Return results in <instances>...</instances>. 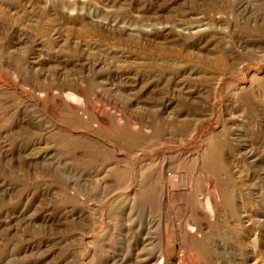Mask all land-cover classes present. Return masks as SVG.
Returning <instances> with one entry per match:
<instances>
[{
  "label": "rangeland",
  "instance_id": "obj_1",
  "mask_svg": "<svg viewBox=\"0 0 264 264\" xmlns=\"http://www.w3.org/2000/svg\"><path fill=\"white\" fill-rule=\"evenodd\" d=\"M0 25V264H53V253L79 252L61 238L80 229L86 264L91 242L111 236L105 234L109 208L126 207L124 197L134 192V181L118 190L113 169L120 152L116 146L122 137L131 139L125 123L151 130L163 126L160 114L191 108L202 116L193 140L140 151L134 174L151 158L202 151L205 137L229 120L246 133L257 161L217 144L212 172L193 166L185 173L168 171L170 189L186 174L200 198L212 194L217 200L212 227L204 230L214 258L207 264H254L252 252L257 264H264V58H251L252 46L246 45L264 40V0H0ZM194 26L201 28L198 34L183 33V27ZM231 50L248 55L242 75L231 73L237 66L229 58ZM221 75L214 115L207 118L188 95L209 98ZM238 86L244 89L228 96L229 88ZM210 179L227 186H209ZM189 204L170 197L160 205L156 197L131 212L121 210L127 214L121 234L137 238L140 233L144 242L133 252L145 253L151 264L158 263L166 243L170 263L186 264L187 255L198 252L185 237L195 224L185 213ZM100 206L104 224L99 226ZM79 210L86 220H70L61 230L60 219ZM254 233L259 236L255 249L250 247ZM113 241L117 253H129L117 237Z\"/></svg>",
  "mask_w": 264,
  "mask_h": 264
},
{
  "label": "bare ground",
  "instance_id": "obj_2",
  "mask_svg": "<svg viewBox=\"0 0 264 264\" xmlns=\"http://www.w3.org/2000/svg\"><path fill=\"white\" fill-rule=\"evenodd\" d=\"M183 29H185L183 31V33L186 36H191L193 34H198L201 31V28L199 26H194L192 28L191 27H183ZM250 42H252V43H250ZM250 42L246 43L247 46H252V48L250 49L251 51H250V53L248 55L251 58H254V59L264 58V40L255 39V40L250 41ZM248 55L240 54L239 52L234 51V50L230 51L229 58L231 59L232 63H235L237 65L236 66V70L234 72H231L233 75H242L243 74L242 64H243L244 60L248 58ZM87 73H88V70H87ZM84 77H86V76H84ZM250 77H251L250 81H249V82H251L250 91L253 92V82L255 80H258V78H257V74L252 75ZM94 80H95V78H94ZM221 80H222V75L220 77L215 78V82L213 83V92L211 93V96H209V98H207V99L206 98L205 99L204 98H200L198 95L194 96V94L193 95H188L189 93L187 94L190 98H192L194 100L195 103H197L198 105L202 106L203 109L205 111H207V114L205 115V117H207V118H210V117H212L214 115L215 103L218 101V94H219V91H220ZM75 81L76 80H74V82ZM125 81H126V79H125ZM92 82H93V80H92ZM67 84H69V83H67ZM77 84H78V82H77ZM86 86L87 85H85V87ZM72 88H74V87H72ZM80 88H81V85H80ZM80 88H76L74 90L75 94L76 93L80 94V92L82 90ZM119 89H121V88H119ZM238 89L241 90V89H244V88L240 87V86H238L236 88L230 87L229 90H228V96L231 95L232 91H235V90H238ZM70 90L72 91L73 89H70ZM83 90H86V89H83ZM103 90H105V89H103ZM123 90H125V89H123ZM50 94H53V92L50 93ZM58 94H59V91H58ZM75 94H73V93L68 94L67 93V96L69 98H71V97L75 98ZM91 94H93V93H91ZM84 95H85V93H84ZM52 96H54V95H52ZM56 97H57V94H56ZM258 97H259V95H258ZM0 99H1V97H0ZM233 99H234V97H233ZM49 100H50V98H49ZM57 100H59V99H57ZM65 101H67V100H65ZM89 101H90V99H89ZM69 102H71V101H69ZM64 104H65V102H64ZM145 104L146 103H144V105ZM75 105H77V104H74V106ZM232 105H233V103H232ZM74 106H73V108H74ZM7 108H9V107H7ZM78 108H79V106H78ZM164 110H165V108H164ZM78 111H80V110H78ZM225 111H226V114H227L228 118H230L231 117L230 109L226 108ZM89 112H90V110H89ZM241 112H239V113H241ZM170 113H173V112H170ZM160 116H161L160 119H162V121H164L163 126L162 127H160V126L153 127L151 130L146 128V126H144V125H140L138 127L131 128L129 126L130 122L129 123L127 122L124 125L125 126L124 128H126L127 131H128V133H126V134H128L131 137V139H129V137H122L120 142H119L120 146H118V145L116 146L117 147L116 150H118L120 152H119V156L116 158V160L114 162L113 169H114V171L118 172V179H117V182H116L118 190L121 189V188L124 189V188L130 187L131 184L133 183V181H134V184H135V188H134V192L131 195H127V196L124 197L125 200H127L128 205L126 207H125V205L124 206L121 205L122 206L121 210H122V212L126 211V210H129L131 212L133 210H136V208H139V206H142V204L144 205V203L147 202L148 200H153L156 197H157V201H158V203L160 205H163L170 197L176 198V199L178 197L179 198L183 197L188 203L191 204V205L189 204L190 206L185 209V213L187 215H189V219H191L192 221L195 222L194 225L190 224L189 229L186 230V234H185L186 242L191 248H193L195 250L196 249L198 250V252L195 253V254L187 255V258H186L187 259V263L186 264H207V263H212V260L214 259L213 256H212V240L208 236V233H207L208 231L204 232V230H205V228L207 226L212 227V218H214L216 216V209L218 208L217 200L214 197H212V194H209L207 197L200 198V196L197 193L196 189L193 188L192 183L188 180V177L186 176V174H185V176L179 177V180L173 186V189H170L171 180H170V177L168 175V171L178 172V173H185L186 172L185 170H186L187 167L193 166L195 169H197L199 171H203L204 170L205 173L206 172H210V171L212 172V169L216 168V166H217L216 155L212 154V149L217 144H221L222 145L221 146V150L222 151L224 150V148H227V149H229L230 152H233L234 154L237 153V156L240 155V156L246 157L247 159L251 158V159H254L255 161H257V155L255 153V149L252 148L253 146L252 147L250 146L249 139L245 138L247 136L246 133L245 132L236 131L234 129V127H232V125L229 123V120H226L224 122V124H222L223 127H221L220 131L213 132L212 134H210V135L205 137V146H204L202 151H199V152H196V153H187V152H182V150H180V152H177L178 154H176L175 159H171L169 157H165V155H161L160 154L161 156H158L157 158H154V159L151 158V160L144 161L143 163H141V165L139 166V168L136 170V172L134 174L135 165L137 163V158L139 156V152L140 151L154 149L157 146H159V145H161L162 143H165V142L178 144L179 146H184V145L190 143L193 140L194 134L198 132L199 122L202 121L201 120L202 116H201V114L199 113V111L196 108H191L190 111L186 112V113L185 112L184 113H176V114H172V115H167L166 114V116H163V114H160ZM224 116H225V114H224ZM131 117H133V116H131ZM77 118H80V117H77ZM101 118H103V117H101ZM96 119H98V118H96ZM128 120H129V118H128ZM88 122H91V121H88ZM97 123H98V121H97ZM8 125L10 126V124H8ZM109 125H112V124H109ZM93 126H92V128L94 129ZM54 129H55V127H54ZM263 129H261V130H263ZM248 130H249V128H248ZM53 131H55V130H53ZM88 131H91V130H88ZM253 132H255V131H253ZM59 133L61 134V132H59ZM92 133H94V132H92ZM96 134H98V133H96ZM66 135L68 136V134H66ZM98 135H100V134H98ZM97 139H98V137H97ZM102 142H104V141H102ZM251 145H252V143H251ZM108 148H110V147H108ZM221 150L219 151L220 153H221ZM109 152L111 153V151H109ZM112 154H114V153H112ZM108 157L110 158L111 155L108 156ZM98 160H100V159H98ZM232 161H233V158H232ZM241 161H242V159H241ZM253 163H254V161H253ZM236 165L237 164H235L234 167H236ZM194 173H195V171H194ZM133 176L135 177L134 180H133ZM208 185L209 186H213V187H219V186H227V183L225 182L223 184V182H221L220 180H218V182H216V181H212V179H210L209 182H208ZM229 185H230V183H229ZM209 186H207V188H209ZM262 190H264V189H262ZM254 191H255V189H254ZM151 203H153V202H151ZM173 203H174V201H173ZM183 203H185V202H183ZM185 205H186V203H185ZM181 207H183V206H181ZM112 208L113 207H110L109 211H108L107 218H108L110 224L108 226L109 227L108 231H106V233H105V234H108L109 232H111V236L109 238H107V239H104V240L100 241V242H98V241L91 242V244H92V253L90 254V258L88 259L86 264H151L152 259L147 258V256L145 257V253H134L133 252L134 250L140 248L142 242H144L143 238L141 237L142 235H139L140 234L139 233L138 236H136L137 238H134V237H131L129 235L125 236V235L121 234V232H122L121 228H123V231L126 230V225L124 224L125 222L123 223V219L122 218L124 217V219H125L127 214L121 213V210L117 211V210H113ZM218 210H220V209H218ZM67 213H68V211H67ZM84 215H86V214L83 213V210H79L78 212L73 213L72 216L65 214L60 219V222H61L60 224H61V227H62L61 230L62 229H67V223L70 220L71 221H78V223L79 222H81V223L84 222L86 220ZM103 215H104L103 206H100V217L95 222L99 226L104 224V221L102 219ZM248 221H250V219ZM243 223H245V222H243ZM213 225H215V224H213ZM250 228H251V226H250ZM82 230L80 229L78 232H73L71 234L63 235V237L61 238L62 239L61 242H66L68 244L72 243L71 245L73 246V248H75L76 250H79V252H73L72 253L70 250H68L66 253H53V259H54L53 264H84V259L85 258L83 256H85V255H84L83 252L86 250L87 246H85L86 243L84 242L85 233ZM259 232H260V230H259ZM257 233H254L253 241H250V242H252L251 244H253V246H251V244H250V247H252V248L256 247L257 244H258L259 236H258ZM116 237L118 238V240L122 244V246L125 249V251H129V253H117L118 249L116 247H114V241H113V239L115 240ZM261 240L262 239H260V241ZM140 242H141V244H140ZM235 242H237V241H235ZM216 243H217V241H216ZM143 249H144V247L142 248V250ZM112 250H114V251L111 252ZM250 253H251V251H250ZM251 256H252V259L254 261V264H257L258 263L257 262L258 261L257 260V258H258L257 252L256 253L252 252ZM159 258L160 259H159L157 264H171L170 263V259H169L168 249H167V243L161 247V253H160ZM239 260H241V259H239ZM260 260H262V259H260ZM154 262H156V261H154ZM261 262H263V261H261Z\"/></svg>",
  "mask_w": 264,
  "mask_h": 264
}]
</instances>
